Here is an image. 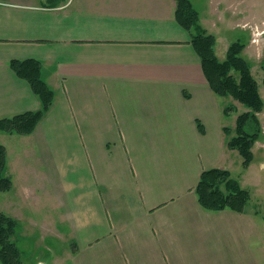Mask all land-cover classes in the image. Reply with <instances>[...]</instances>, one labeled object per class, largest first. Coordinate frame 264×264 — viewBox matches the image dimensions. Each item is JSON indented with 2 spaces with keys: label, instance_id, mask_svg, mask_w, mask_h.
Returning a JSON list of instances; mask_svg holds the SVG:
<instances>
[{
  "label": "crops",
  "instance_id": "1",
  "mask_svg": "<svg viewBox=\"0 0 264 264\" xmlns=\"http://www.w3.org/2000/svg\"><path fill=\"white\" fill-rule=\"evenodd\" d=\"M177 7L0 0V119L42 108L12 60H39L54 93L33 132L0 130L12 178L0 212L28 238L44 233L35 251L52 236L81 264H264L258 214L199 203L204 170L228 169L244 188L247 174L233 173L243 158L228 145L229 98L210 85ZM48 251L37 262L53 264Z\"/></svg>",
  "mask_w": 264,
  "mask_h": 264
},
{
  "label": "trees",
  "instance_id": "2",
  "mask_svg": "<svg viewBox=\"0 0 264 264\" xmlns=\"http://www.w3.org/2000/svg\"><path fill=\"white\" fill-rule=\"evenodd\" d=\"M176 16L180 23L192 32L193 45L202 58L204 72L210 85L216 93L228 94L245 103L250 111L240 114L237 121L239 135L230 138L228 145L237 149L243 158V167L247 168L253 159L252 141L260 133V120L257 112L264 108V98L261 96L259 84L251 72V64L240 55L244 44L234 42L229 47L228 60L218 62L213 50L214 35L200 31L197 11L189 0H177ZM11 68L22 78L30 82L35 94L42 102V108L37 111L22 112L17 115L0 119V130L9 133L30 134L35 126L50 109L54 93L42 78L41 62L35 58L15 59L11 61ZM233 68L239 77L230 74ZM226 108V112L230 111ZM229 132V130H228ZM7 154L4 145L0 144V190H9L12 178L5 174ZM228 169L211 167L204 170L196 187V194L200 205L210 211H221L231 208L235 212H244L251 197V191L243 188L236 178H231ZM17 220L12 216L0 212V259L4 264H22L18 259L20 249L13 242L10 244L8 235L14 232Z\"/></svg>",
  "mask_w": 264,
  "mask_h": 264
},
{
  "label": "rangeland",
  "instance_id": "3",
  "mask_svg": "<svg viewBox=\"0 0 264 264\" xmlns=\"http://www.w3.org/2000/svg\"><path fill=\"white\" fill-rule=\"evenodd\" d=\"M189 1L194 10L197 11L199 19L203 18L204 21L208 19L204 25H202L198 19V22L201 24L200 31L214 35L215 44L213 50L218 62L225 63V61L228 60V49L232 43L242 42L244 44L240 55L250 62L251 72H253L259 84L261 96L264 98V0ZM229 73L236 77H239L240 74L233 68H231ZM220 95L229 98V102L224 108L226 110V108L229 107L230 109L231 107V110L227 111V113L231 114V112L234 111L235 125L231 128L232 133H235L231 137L233 138L237 136V134L239 135L237 129V119L239 115L246 111H250L251 108L231 95ZM257 115L260 120L261 133L251 143V149L254 155L253 159L247 168L243 167L242 160L241 166L235 168L234 171L232 168V171L234 176H239L238 174L243 172L247 174V178L242 180L245 188L251 191V197L248 200V205L245 210L247 209L251 214H258L257 221L264 222V109L257 112ZM225 209L232 210L231 208ZM39 230L38 228L36 232L38 234L32 233L29 235L30 238H28V236L24 235L26 232H23L17 225L14 228V232L8 235L10 244L13 242L16 244V247L20 249L18 259L22 264H39L40 261L37 262L36 260L37 253H39L40 256H48L50 253L48 251L49 249L57 253L56 258V254L54 255L53 264H81L79 261L77 263H75L74 260L71 261V258L68 257V251L70 252L76 247L72 242H69V246L66 248L65 244L62 245L61 241L55 243L52 236H48L46 241L35 251L33 244L29 241L33 235H37L39 238L43 237L44 233L39 232Z\"/></svg>",
  "mask_w": 264,
  "mask_h": 264
}]
</instances>
